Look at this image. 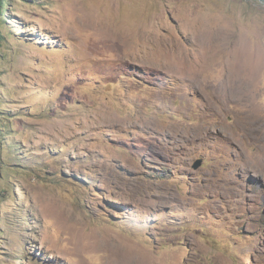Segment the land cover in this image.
<instances>
[{"label": "rangeland", "instance_id": "374dc122", "mask_svg": "<svg viewBox=\"0 0 264 264\" xmlns=\"http://www.w3.org/2000/svg\"><path fill=\"white\" fill-rule=\"evenodd\" d=\"M5 4L0 264H264V0Z\"/></svg>", "mask_w": 264, "mask_h": 264}, {"label": "trees", "instance_id": "16d2710c", "mask_svg": "<svg viewBox=\"0 0 264 264\" xmlns=\"http://www.w3.org/2000/svg\"><path fill=\"white\" fill-rule=\"evenodd\" d=\"M5 1L6 0H0V23L3 20L4 13L7 12V8L5 7L6 6ZM0 38H1V33H0ZM2 178H5V177H2ZM10 185L14 186V184H10ZM2 222H3V220H0V223H2Z\"/></svg>", "mask_w": 264, "mask_h": 264}, {"label": "water", "instance_id": "95a60500", "mask_svg": "<svg viewBox=\"0 0 264 264\" xmlns=\"http://www.w3.org/2000/svg\"><path fill=\"white\" fill-rule=\"evenodd\" d=\"M202 165V161H197L195 163V168H199Z\"/></svg>", "mask_w": 264, "mask_h": 264}, {"label": "bare ground", "instance_id": "6f19581e", "mask_svg": "<svg viewBox=\"0 0 264 264\" xmlns=\"http://www.w3.org/2000/svg\"><path fill=\"white\" fill-rule=\"evenodd\" d=\"M108 248H109V247H108ZM107 250H108V249H107ZM115 253H116V252H115ZM128 259H129V258H128ZM117 260H119L118 257H116V261H117ZM110 261H111V260H110ZM125 262H126V263H125ZM124 263H125V264H128V262L126 261V257H125V259H124Z\"/></svg>", "mask_w": 264, "mask_h": 264}]
</instances>
